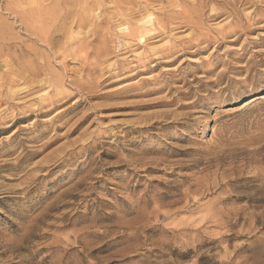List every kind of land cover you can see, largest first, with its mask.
I'll list each match as a JSON object with an SVG mask.
<instances>
[{"label":"rangeland","instance_id":"obj_1","mask_svg":"<svg viewBox=\"0 0 264 264\" xmlns=\"http://www.w3.org/2000/svg\"><path fill=\"white\" fill-rule=\"evenodd\" d=\"M0 264H264V0H0Z\"/></svg>","mask_w":264,"mask_h":264},{"label":"bare ground","instance_id":"obj_2","mask_svg":"<svg viewBox=\"0 0 264 264\" xmlns=\"http://www.w3.org/2000/svg\"><path fill=\"white\" fill-rule=\"evenodd\" d=\"M151 17L150 16H146L145 18H142L137 24L139 25V29H140V35H138V37H140L141 39L143 38L144 34L149 31V25L151 24ZM154 21V20H152ZM152 25V24H151ZM152 27V26H151ZM139 31V30H138Z\"/></svg>","mask_w":264,"mask_h":264}]
</instances>
